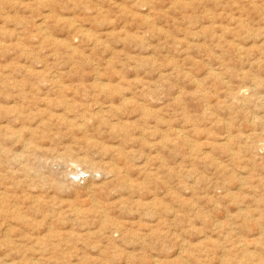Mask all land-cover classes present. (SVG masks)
I'll use <instances>...</instances> for the list:
<instances>
[{"label": "rangeland", "instance_id": "obj_1", "mask_svg": "<svg viewBox=\"0 0 264 264\" xmlns=\"http://www.w3.org/2000/svg\"><path fill=\"white\" fill-rule=\"evenodd\" d=\"M0 264H264V0H0Z\"/></svg>", "mask_w": 264, "mask_h": 264}]
</instances>
